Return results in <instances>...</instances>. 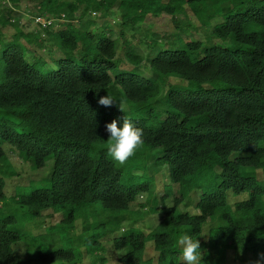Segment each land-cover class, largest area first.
Segmentation results:
<instances>
[{
  "label": "trees",
  "instance_id": "1",
  "mask_svg": "<svg viewBox=\"0 0 264 264\" xmlns=\"http://www.w3.org/2000/svg\"><path fill=\"white\" fill-rule=\"evenodd\" d=\"M37 3L68 19L48 33L61 54L51 65L28 62L20 40L33 36L19 28L1 45L0 161L9 143L31 171L51 160L52 172L16 186L13 197L0 174V264H107L103 239L110 235L117 264H181L175 238L184 232L200 240L203 264H227L228 251L233 262L264 264V0ZM184 3L201 24L222 17L212 31L219 43L170 49L156 40L146 55L129 49L125 69L117 39L83 20L115 7L123 33L149 12L173 20ZM105 95L111 106L98 103ZM124 117L143 130L144 144L119 165L106 156L105 126L117 120L119 127ZM159 169L169 181L160 196L152 173ZM194 192L192 213L186 207ZM47 212L60 219L44 233L25 231ZM150 214L160 218L144 232L135 223ZM18 243L25 258L15 252ZM147 243L155 256H146Z\"/></svg>",
  "mask_w": 264,
  "mask_h": 264
},
{
  "label": "rangeland",
  "instance_id": "2",
  "mask_svg": "<svg viewBox=\"0 0 264 264\" xmlns=\"http://www.w3.org/2000/svg\"><path fill=\"white\" fill-rule=\"evenodd\" d=\"M12 8L8 10L7 13L0 15V47L8 41H11L16 35L17 29L22 30L25 34H30L33 36V42L29 43L24 40H20L26 49V59L28 62H34L38 58L46 60L48 64L51 65L50 57H58L61 53L57 51V47L52 46V41L49 37L44 34H37L39 32L38 27L33 22V15L35 14V7L33 2L38 0H12ZM168 0H160L161 4H166ZM182 10L176 14L172 20L171 16L165 13H151L146 14L143 19L137 23H133V26H128L121 33L122 25L119 22V14L116 12L115 7H112L105 14L102 11L98 13L90 12L83 19L84 21H91V28L93 27L97 32L101 30L104 34L113 36L117 39V53L116 57L119 61V68L125 69L129 67L125 60V54L129 49H135L138 53L146 55L150 50L151 45H154L156 40L160 41L159 46L163 48L170 49H180L184 48L188 41H201L203 45H212L214 43H219V41L213 38L212 31L215 24L219 22L222 18L221 16L215 17L214 19L200 23L198 18L194 15L187 4H182ZM14 12L15 14H12ZM77 18V15L75 16ZM76 18L71 19L76 21ZM14 19L18 22V26H14L10 21ZM2 23V24H1ZM90 30V28H89ZM107 31V32H105ZM120 34H123L121 36ZM39 36V37H37ZM166 37V38H165ZM165 38V39H164ZM43 39V40H42ZM164 39V40H162ZM126 40V41H125ZM40 41L41 45L38 43ZM139 71H143L145 74H149L147 68L141 65L139 66ZM170 82L183 84V81L177 79H171ZM3 148L5 156L7 159H1L0 161V174H6V186L5 193L7 197H13L15 193V187L18 185H25L29 180L37 179L43 180L48 179L52 172V162L51 160L47 162L42 168L37 170H30L28 165L24 163L19 156L17 150L9 143H3ZM6 164H11L14 169V174L9 176V169L5 166ZM155 172L156 181L154 182V190L157 195H162L164 191V186L169 183L167 173L164 169H159ZM49 184V182H48ZM178 195L177 185L173 186V196ZM198 192L191 194V203L186 207L192 213L197 212L195 207L198 201ZM145 197L140 195L138 197L139 203H142ZM242 198V197H239ZM171 198H169V201ZM237 198H231V201H235ZM160 216L155 214H150L145 217V219L139 220L135 223L137 227L143 229L144 232H148L159 220ZM60 219V215H54L52 217L45 214L41 219L34 222L26 223L24 229L26 232L31 234L44 233L45 227L49 224L54 223ZM79 226V224H78ZM124 229V227L122 228ZM117 234V233H116ZM115 234V235H116ZM207 234V229L204 230L203 236ZM113 235L107 236L103 239L105 245L106 257L109 259L107 264H117L119 252L111 249V238ZM15 252L21 258H25V243H18L14 246ZM228 262L227 264H243L240 261H234L231 258V251H228ZM146 256H155L153 247L151 243H147ZM87 257H85V262L87 263Z\"/></svg>",
  "mask_w": 264,
  "mask_h": 264
},
{
  "label": "clouds",
  "instance_id": "3",
  "mask_svg": "<svg viewBox=\"0 0 264 264\" xmlns=\"http://www.w3.org/2000/svg\"><path fill=\"white\" fill-rule=\"evenodd\" d=\"M13 3L15 2L12 0H0V15L7 13L12 8ZM33 5L35 7V14L32 19L39 29L37 33L39 35L44 34L48 37L50 31L55 32L63 28L68 21L65 13L52 15L48 12L41 11L37 1L33 2ZM12 14L15 13L12 12ZM10 21L12 22L10 24L14 26L19 25L14 19H10ZM113 101L114 99L111 96L105 95L99 98L98 103L108 107L112 105ZM121 110L123 111L122 108ZM119 123L120 126L118 127L117 120H113L105 126V131L109 134L105 151L106 156L113 162L124 165L144 144V133L130 119L124 117ZM175 244L178 250V260L181 264H203V250L199 239L194 238L188 232H184L175 238Z\"/></svg>",
  "mask_w": 264,
  "mask_h": 264
}]
</instances>
